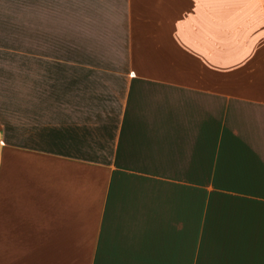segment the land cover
I'll list each match as a JSON object with an SVG mask.
<instances>
[{
    "label": "crops",
    "instance_id": "crops-1",
    "mask_svg": "<svg viewBox=\"0 0 264 264\" xmlns=\"http://www.w3.org/2000/svg\"><path fill=\"white\" fill-rule=\"evenodd\" d=\"M0 264H264V0H0Z\"/></svg>",
    "mask_w": 264,
    "mask_h": 264
}]
</instances>
